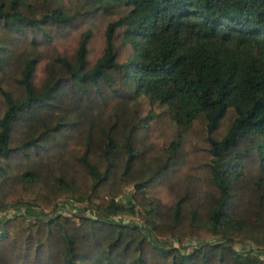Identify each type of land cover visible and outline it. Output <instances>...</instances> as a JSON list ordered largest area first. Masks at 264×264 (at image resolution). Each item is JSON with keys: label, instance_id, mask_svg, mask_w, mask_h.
Wrapping results in <instances>:
<instances>
[{"label": "trees", "instance_id": "obj_1", "mask_svg": "<svg viewBox=\"0 0 264 264\" xmlns=\"http://www.w3.org/2000/svg\"><path fill=\"white\" fill-rule=\"evenodd\" d=\"M11 208L0 264H264V0H0Z\"/></svg>", "mask_w": 264, "mask_h": 264}, {"label": "rangeland", "instance_id": "obj_2", "mask_svg": "<svg viewBox=\"0 0 264 264\" xmlns=\"http://www.w3.org/2000/svg\"><path fill=\"white\" fill-rule=\"evenodd\" d=\"M148 105H145V111L148 110ZM155 107H153L154 109ZM127 190H130V188H126ZM126 190V191H127ZM119 201L126 203L127 202V195H123L120 196L118 198ZM82 207H86L85 204H80V203H74V202H68V201H64L62 200V202L60 201V206L58 211L67 214L69 216H73L76 217L78 215H80L81 211L80 210ZM87 208V207H86ZM14 211L13 208H11L10 210H8L5 213L0 212V216H7L10 215V213H12ZM87 213V211L85 212ZM117 217L121 218L122 220H127V221H131L133 224H137L141 227L142 231H144V233H147L146 228H144V224L141 223V221L137 218V216L135 215H130L128 213H124V214H120ZM150 239V238H149ZM215 238H210V241H215ZM150 241H152L153 243L159 245H164L167 248L173 247V248H177L180 252L184 253H191L194 248L197 246V242L195 239H188L186 241V243L184 244H180L178 243V241L176 239H169L168 241H163V240H157L154 241L153 239H150ZM232 248L239 252V253H246L248 251H252V246L250 243H239V242H234L232 244ZM258 255L262 258H264V252L263 253H258Z\"/></svg>", "mask_w": 264, "mask_h": 264}, {"label": "built area", "instance_id": "obj_3", "mask_svg": "<svg viewBox=\"0 0 264 264\" xmlns=\"http://www.w3.org/2000/svg\"><path fill=\"white\" fill-rule=\"evenodd\" d=\"M15 211H13L12 213H14ZM12 213H10V215L12 214Z\"/></svg>", "mask_w": 264, "mask_h": 264}]
</instances>
